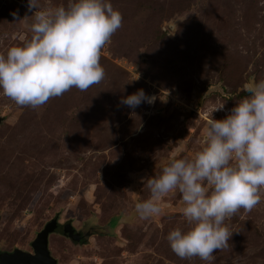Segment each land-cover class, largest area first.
Segmentation results:
<instances>
[{
    "label": "rangeland",
    "instance_id": "rangeland-1",
    "mask_svg": "<svg viewBox=\"0 0 264 264\" xmlns=\"http://www.w3.org/2000/svg\"><path fill=\"white\" fill-rule=\"evenodd\" d=\"M110 2L122 22L101 50L100 82L35 108L0 92V251H31L56 217L102 231L73 243L55 229L48 247L59 264H264V189L255 206L225 219L233 234L212 261L181 258L165 239L187 227L179 191L162 198L159 215L140 218L134 209L149 195L141 177L191 158L207 121L246 95L247 77L264 78V0ZM33 11L27 0H0V54L30 38ZM173 20H182L178 29ZM141 88L153 103H119Z\"/></svg>",
    "mask_w": 264,
    "mask_h": 264
},
{
    "label": "clouds",
    "instance_id": "clouds-1",
    "mask_svg": "<svg viewBox=\"0 0 264 264\" xmlns=\"http://www.w3.org/2000/svg\"><path fill=\"white\" fill-rule=\"evenodd\" d=\"M32 9L30 38L0 54V92L17 105L35 108L70 88L84 91L100 82L105 75L101 50L122 22L110 0H67L66 6L55 7L27 0V10ZM177 21L182 20L172 21L174 29ZM241 88L246 95L222 119L207 121L200 150L191 158H171L159 175L141 177L149 195L134 204L140 218L159 215L169 192L181 194L187 227H174L165 236L181 258L214 260V250L228 247L233 234L225 219L261 199L264 78L249 75ZM155 99L141 88L119 103L134 109Z\"/></svg>",
    "mask_w": 264,
    "mask_h": 264
},
{
    "label": "water",
    "instance_id": "water-1",
    "mask_svg": "<svg viewBox=\"0 0 264 264\" xmlns=\"http://www.w3.org/2000/svg\"><path fill=\"white\" fill-rule=\"evenodd\" d=\"M4 120V116L0 115V124ZM108 224H111L110 222ZM57 228V218L49 220L43 228L36 234L31 242V253H27L18 248L13 249L9 254L0 255V264H57L56 260L51 256L48 247V237ZM72 226L67 225L63 229V233L70 235Z\"/></svg>",
    "mask_w": 264,
    "mask_h": 264
},
{
    "label": "flooded vegetation",
    "instance_id": "flooded-vegetation-1",
    "mask_svg": "<svg viewBox=\"0 0 264 264\" xmlns=\"http://www.w3.org/2000/svg\"><path fill=\"white\" fill-rule=\"evenodd\" d=\"M111 224V227H113V225L116 223V219H113L112 222H110ZM67 225H71L72 226V232L70 233V235H66L63 233V229L65 226ZM61 226V235L64 236L66 239H68L69 241L73 242V243H84V242H87L88 238L92 235V234H97V233H101V227H97V228H91V227H84V228H75L70 222L68 223H64L62 225H59L57 223V228H59ZM56 228V229H57ZM110 228V227H108ZM107 231V230H106ZM90 235V236H88ZM78 241V242H77ZM15 249V248H14ZM21 250V249H20ZM13 251V249L11 251H0V255H3V254H9ZM25 251V250H23ZM27 253H31L32 252V249L31 251H25ZM52 256V255H51ZM53 257V256H52ZM54 258V257H53ZM55 259V258H54ZM56 260V259H55ZM56 263H58V261L56 260Z\"/></svg>",
    "mask_w": 264,
    "mask_h": 264
},
{
    "label": "trees",
    "instance_id": "trees-1",
    "mask_svg": "<svg viewBox=\"0 0 264 264\" xmlns=\"http://www.w3.org/2000/svg\"><path fill=\"white\" fill-rule=\"evenodd\" d=\"M243 93H244V92L240 93V95H243ZM237 96H239V94H238Z\"/></svg>",
    "mask_w": 264,
    "mask_h": 264
}]
</instances>
